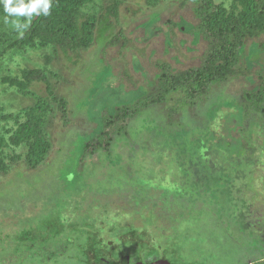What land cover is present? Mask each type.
Segmentation results:
<instances>
[{"label":"rangeland","instance_id":"374dc122","mask_svg":"<svg viewBox=\"0 0 264 264\" xmlns=\"http://www.w3.org/2000/svg\"><path fill=\"white\" fill-rule=\"evenodd\" d=\"M202 8L90 0L30 23L0 20V39L26 34L0 59V264L139 253L147 264H264V33L245 40L231 75L206 92L162 95L165 77L205 63ZM83 24L81 41L61 34ZM38 106L48 152L31 168L30 143L10 137ZM184 200L200 207L174 205Z\"/></svg>","mask_w":264,"mask_h":264},{"label":"trees","instance_id":"16d2710c","mask_svg":"<svg viewBox=\"0 0 264 264\" xmlns=\"http://www.w3.org/2000/svg\"><path fill=\"white\" fill-rule=\"evenodd\" d=\"M90 0H50L51 7L48 15L40 13L36 19L46 16H60L68 14L76 8L82 7ZM241 9L237 10L236 7L230 11L227 10L222 4H215L212 0H203L204 8L200 13V31L201 34L209 41V51L205 59V63L200 68L188 70L180 75L165 77L162 83V92L167 94L169 91H177L183 88L186 93L192 98L196 94L204 93L209 86L216 81L226 79L231 75L233 66L237 60L239 49L244 44L248 37L257 36L264 33V0H239ZM9 16L4 11L3 4L0 3V20H8ZM82 27L66 26L61 34L69 38L81 41L83 36H78L80 32H86L91 27L84 29ZM87 33V32H86ZM50 35V34H49ZM54 33L52 35L56 36ZM24 34L21 38L16 36H7L0 39V59L9 51L18 49L23 46ZM153 100L148 98L146 102L150 104ZM130 109H120L119 114L122 119H126L132 115L138 106ZM45 109L38 106L36 109L31 110L24 116L22 121L15 123V129L10 137V141L14 143H30L26 162L31 168H35L41 164L47 155L48 144L44 135V120ZM117 116H115L116 118ZM114 118V119H115ZM1 120V116H0ZM95 144V143H94ZM94 144H89L87 148L93 147ZM95 145L93 148H97ZM213 159V156L210 157ZM216 175V174H214ZM179 209L191 210L198 209L200 203H190L186 200L176 203ZM164 211L163 217L167 219L175 218L176 216ZM168 215V216H166ZM173 219V220H175ZM94 256H97L96 254ZM100 257V256H99ZM96 263L100 262L94 258ZM95 263V264H96Z\"/></svg>","mask_w":264,"mask_h":264},{"label":"clouds","instance_id":"9594fccd","mask_svg":"<svg viewBox=\"0 0 264 264\" xmlns=\"http://www.w3.org/2000/svg\"><path fill=\"white\" fill-rule=\"evenodd\" d=\"M3 4L4 11L8 16L12 17H27L28 23H30L33 14L43 13L48 15L51 7L50 0H28L27 3L24 0H0ZM28 23L20 24L18 21L14 22V27L27 28Z\"/></svg>","mask_w":264,"mask_h":264},{"label":"flooded vegetation","instance_id":"af4514ba","mask_svg":"<svg viewBox=\"0 0 264 264\" xmlns=\"http://www.w3.org/2000/svg\"><path fill=\"white\" fill-rule=\"evenodd\" d=\"M91 255H92V252L90 254V257H91ZM98 260L100 262L99 263L95 262L96 264H147V263H150V262L145 261V256L141 253H139L137 256H133L132 254H129V255L125 254V255H123V257L119 256L116 259L113 258L111 261L106 259L105 257H98ZM165 263L162 262L159 264H165ZM153 264H155V263H153Z\"/></svg>","mask_w":264,"mask_h":264},{"label":"water","instance_id":"95a60500","mask_svg":"<svg viewBox=\"0 0 264 264\" xmlns=\"http://www.w3.org/2000/svg\"><path fill=\"white\" fill-rule=\"evenodd\" d=\"M166 264H168V263H166Z\"/></svg>","mask_w":264,"mask_h":264}]
</instances>
